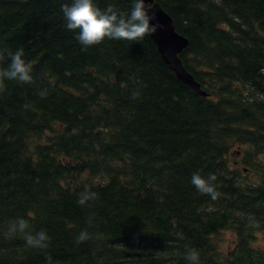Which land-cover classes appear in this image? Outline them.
I'll return each mask as SVG.
<instances>
[{"label": "trees", "instance_id": "16d2710c", "mask_svg": "<svg viewBox=\"0 0 264 264\" xmlns=\"http://www.w3.org/2000/svg\"><path fill=\"white\" fill-rule=\"evenodd\" d=\"M157 1L208 97L152 36L85 48L69 0H0V67L22 47L33 69L0 89V264H189L188 249L198 264H264V0ZM194 173L215 176V200ZM86 187L97 195L80 205ZM17 218L48 246L6 235Z\"/></svg>", "mask_w": 264, "mask_h": 264}, {"label": "clouds", "instance_id": "9594fccd", "mask_svg": "<svg viewBox=\"0 0 264 264\" xmlns=\"http://www.w3.org/2000/svg\"><path fill=\"white\" fill-rule=\"evenodd\" d=\"M147 0H130L127 11L117 7L115 0H107L106 6L101 8L97 0H69L63 4L62 12L67 30L75 33V38L85 48L97 45L107 39L129 42L142 41L146 36L157 32L161 25L156 21L155 14L146 7ZM24 49L17 48L8 53V63L0 67V89L5 81H15L21 84L30 83L33 80L32 66L25 60ZM45 91L40 95L44 96ZM27 107V105H25ZM215 176L207 179L199 173H194L191 183L201 193L210 194L215 200L218 196L212 181ZM96 193L87 187L79 195L78 204L85 205L96 198ZM22 235L25 244L31 248H46L48 235L46 230L31 231L28 222L24 218H17L10 222L6 235ZM89 239L87 231H81L76 242L80 243ZM185 259L189 264H198L199 253L195 249H188ZM48 264H52L51 257L47 258Z\"/></svg>", "mask_w": 264, "mask_h": 264}, {"label": "water", "instance_id": "95a60500", "mask_svg": "<svg viewBox=\"0 0 264 264\" xmlns=\"http://www.w3.org/2000/svg\"><path fill=\"white\" fill-rule=\"evenodd\" d=\"M146 7L155 14L156 21L161 25L157 32L151 36L165 62L185 84L200 95L208 96V93L202 89L201 84L186 69L180 57L181 53L188 47L189 40L177 32L173 18L157 0H147Z\"/></svg>", "mask_w": 264, "mask_h": 264}, {"label": "rangeland", "instance_id": "374dc122", "mask_svg": "<svg viewBox=\"0 0 264 264\" xmlns=\"http://www.w3.org/2000/svg\"><path fill=\"white\" fill-rule=\"evenodd\" d=\"M239 156L242 157L241 155ZM222 237L224 239V243H222L223 249L224 251L229 252L233 248L232 243L234 241V236L231 232H226Z\"/></svg>", "mask_w": 264, "mask_h": 264}]
</instances>
